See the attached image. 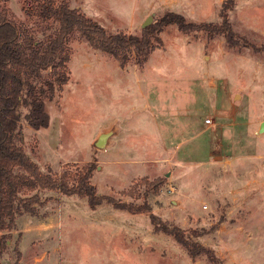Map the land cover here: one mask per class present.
Instances as JSON below:
<instances>
[{
  "label": "rangeland",
  "instance_id": "374dc122",
  "mask_svg": "<svg viewBox=\"0 0 264 264\" xmlns=\"http://www.w3.org/2000/svg\"><path fill=\"white\" fill-rule=\"evenodd\" d=\"M66 1L108 32L135 35L148 15L147 25L154 24L166 10L196 23H219L226 12L245 42L168 24L155 32L146 60L130 50L121 64L71 32L64 39L67 81L60 87L52 67L28 76L37 89L52 82L54 91L43 98L48 124L34 127L21 119L18 142L57 178L91 165L90 181L102 199L91 208L85 196L38 188L41 202L20 213L27 217L23 224L34 226L25 235L12 231L15 224L0 231L8 233L0 264L18 257L20 264H264V0ZM2 15L15 21L21 41L38 46L58 28L47 0H0ZM146 61L149 77L164 76V105L173 107L175 75L187 74L197 122L211 116L213 125L202 130L197 124L183 145L144 146L157 126L147 112L131 107L140 105L141 96L127 87H139L130 75ZM170 116L158 121L163 137L172 132ZM151 213L159 227L180 229L207 253L190 257L173 234L155 229ZM45 227L46 238L40 232Z\"/></svg>",
  "mask_w": 264,
  "mask_h": 264
},
{
  "label": "trees",
  "instance_id": "16d2710c",
  "mask_svg": "<svg viewBox=\"0 0 264 264\" xmlns=\"http://www.w3.org/2000/svg\"><path fill=\"white\" fill-rule=\"evenodd\" d=\"M47 12H54L58 28L49 35L44 45L38 46L30 39H19V32L14 20L0 16V231L10 229L15 217L22 211H33L35 204L41 202L38 188L56 189L67 195L79 194L86 197L87 203L94 208L101 202V195L96 193L90 181L91 165H84L76 174L64 171L60 177L50 172H43L36 161L25 152L19 139L21 138L20 121L24 119L34 127L48 124V115L43 108L44 96H51L53 83L47 81V87L36 88L28 76H41V70L47 67L57 69L55 80L61 87L68 79L65 61L68 52L64 39L77 30L91 46L112 54L121 64L124 63L128 51H133L138 61L146 60L153 48L152 38L165 25L175 24L181 30H205L222 33L231 44L245 42L243 36L232 28L228 15L223 12L221 22L202 21L196 23L185 19L182 13L166 10L157 23L142 27L141 34L135 35L122 31L108 32L97 22L77 7H71L66 0L58 5L54 0H47ZM241 38V39H239ZM60 66L63 67L60 69ZM37 89V90H36ZM27 107L22 113L20 106ZM71 179L72 182L67 181ZM117 205L130 211L124 202ZM156 217L151 213L155 229H162L174 235L177 241L186 247L192 258L207 253L205 247L186 239L180 229L175 227H159ZM8 233H0V254L6 246ZM18 257L14 264L19 263Z\"/></svg>",
  "mask_w": 264,
  "mask_h": 264
},
{
  "label": "crops",
  "instance_id": "0c3cea01",
  "mask_svg": "<svg viewBox=\"0 0 264 264\" xmlns=\"http://www.w3.org/2000/svg\"><path fill=\"white\" fill-rule=\"evenodd\" d=\"M151 61H146L144 63V70L138 69V72L132 73L130 75V78H134V81L136 84L139 85V87L136 88V91H134V85H129L127 87L128 91L130 93H138L141 96V101L140 105H134V103L131 104V107H134V109H141L144 113L147 112L148 116L150 117V120L154 121L156 123V133L153 137L152 140L144 141V146L145 145H172V146H179L183 145L186 143V141L189 140L190 138V133L195 130V127L200 125L199 127H202L204 122H197L196 115L192 111L195 104H196V99L194 101L190 100L189 93H191V80L189 79L188 75L185 74L183 77H181V74L175 75V81L178 82L177 86V91H174V98H173V107L171 106L168 108V105L163 104V99L164 97V81L163 75H158L154 76L153 78L149 77V74H147V69L149 68V64ZM145 72V73H144ZM179 76V80L178 77ZM177 79V80H176ZM192 88V87H191ZM132 89V90H131ZM194 90V89H192ZM194 94L196 95V91H193ZM151 95V100H149V96ZM195 97V96H194ZM182 99V101L180 100ZM170 113V120L173 123V127L171 134H169L166 137H163V133L161 129H163V124L162 126L158 124V121L160 120V117L163 120L165 114ZM162 115V116H161ZM168 116V114L166 115ZM205 125V124H204ZM203 125V126H204ZM161 127V129H159ZM208 128L207 126H205ZM201 129V128H200ZM125 130L127 131V127H125ZM179 130H184V131H190L188 134H181L178 135ZM202 130H205L204 127H202ZM117 134V132H116ZM115 135V132L113 133ZM195 134H192L194 136ZM146 137V136H145ZM147 140V138H146ZM135 145H142V142L140 143H134ZM91 207V206H90ZM92 208V207H91ZM27 218V217H25ZM22 214L18 215L15 217V227L12 229V231H23V235L26 234V230H29L30 227H33L34 224L28 223V224H23L25 219ZM25 223V222H24ZM41 235L43 237H47V227H45L43 230L40 231ZM28 233V232H27ZM22 240L19 242V249L21 250V244ZM21 258L24 257V254H21Z\"/></svg>",
  "mask_w": 264,
  "mask_h": 264
},
{
  "label": "water",
  "instance_id": "95a60500",
  "mask_svg": "<svg viewBox=\"0 0 264 264\" xmlns=\"http://www.w3.org/2000/svg\"><path fill=\"white\" fill-rule=\"evenodd\" d=\"M152 16L148 15L145 20L142 22V27L149 24L151 21ZM261 127L264 128V122L261 124ZM103 138V135L99 137V142L101 141V139Z\"/></svg>",
  "mask_w": 264,
  "mask_h": 264
},
{
  "label": "built area",
  "instance_id": "2783aa9c",
  "mask_svg": "<svg viewBox=\"0 0 264 264\" xmlns=\"http://www.w3.org/2000/svg\"><path fill=\"white\" fill-rule=\"evenodd\" d=\"M204 124L207 126V127H210L213 125V121H212V117L211 116H206L204 118Z\"/></svg>",
  "mask_w": 264,
  "mask_h": 264
}]
</instances>
